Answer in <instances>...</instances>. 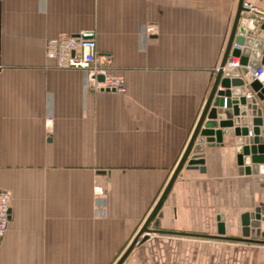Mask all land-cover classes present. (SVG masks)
Masks as SVG:
<instances>
[{
	"label": "crops",
	"instance_id": "crops-1",
	"mask_svg": "<svg viewBox=\"0 0 264 264\" xmlns=\"http://www.w3.org/2000/svg\"><path fill=\"white\" fill-rule=\"evenodd\" d=\"M244 1L264 21V0ZM238 2L0 0V190L11 197L0 264H115L188 145ZM86 33L124 91L92 89L86 70L48 58L49 39ZM204 158V171L183 166L156 215L171 232L123 264H264V244L204 236L221 215L240 236L241 215L264 203L235 146L204 143Z\"/></svg>",
	"mask_w": 264,
	"mask_h": 264
},
{
	"label": "water",
	"instance_id": "water-1",
	"mask_svg": "<svg viewBox=\"0 0 264 264\" xmlns=\"http://www.w3.org/2000/svg\"><path fill=\"white\" fill-rule=\"evenodd\" d=\"M244 2H238L222 60L188 145L156 205L115 264H123L138 242L146 240L149 234L171 232L158 227L156 215L184 165L204 171V143L235 146L239 172L253 175L264 187V85L249 69L264 63V21L255 14L244 17L243 12L248 11ZM82 37L92 35L86 33ZM230 56L240 57V66L227 68ZM248 92L252 93L250 97ZM218 220L217 235L204 236L264 244V203L241 215L240 236H228L224 216Z\"/></svg>",
	"mask_w": 264,
	"mask_h": 264
},
{
	"label": "built area",
	"instance_id": "built-area-1",
	"mask_svg": "<svg viewBox=\"0 0 264 264\" xmlns=\"http://www.w3.org/2000/svg\"><path fill=\"white\" fill-rule=\"evenodd\" d=\"M248 11L243 12L244 17L255 14V7L250 3L244 2ZM150 32L154 27H149ZM48 58L56 62L59 68H81L87 71L88 83L92 89H113L124 91L121 79L110 73L111 55L98 52L95 39L76 36L56 37L49 39L46 47ZM240 66V57L230 56L226 67ZM254 77L264 85V63L258 68L249 66ZM104 79H99V76ZM252 95L248 92V96ZM101 191V188H99ZM11 197L7 192L0 190V244L7 232L9 224V209Z\"/></svg>",
	"mask_w": 264,
	"mask_h": 264
},
{
	"label": "rangeland",
	"instance_id": "rangeland-1",
	"mask_svg": "<svg viewBox=\"0 0 264 264\" xmlns=\"http://www.w3.org/2000/svg\"><path fill=\"white\" fill-rule=\"evenodd\" d=\"M263 245V244H262Z\"/></svg>",
	"mask_w": 264,
	"mask_h": 264
}]
</instances>
